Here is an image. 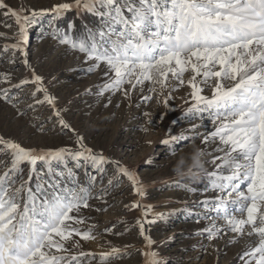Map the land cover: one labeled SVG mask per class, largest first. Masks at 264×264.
<instances>
[{
    "label": "snow or ice",
    "instance_id": "obj_1",
    "mask_svg": "<svg viewBox=\"0 0 264 264\" xmlns=\"http://www.w3.org/2000/svg\"><path fill=\"white\" fill-rule=\"evenodd\" d=\"M73 10L98 18L99 25L95 29L87 28L79 39L53 27V21ZM0 12L5 18H14L18 27L12 37L0 33L5 39L15 40V43L5 44L0 54L11 51L8 62L15 63V53L19 52L32 77L31 81L22 79L12 84L10 74L4 75L0 84L10 87L0 88V101L11 104L19 112L18 103L13 102L17 97L11 95V89H22L31 83L35 86L32 99L36 104L46 102L50 105L64 129H69L70 125L61 116L55 97L44 86L43 77L36 73L26 50L29 29L45 16H51L49 28L53 39L84 54L86 62H95L88 72L101 64L106 66V80L97 86L98 96L123 91L128 98L131 91L145 81L159 84L163 89L169 73L183 84L182 75L190 68L194 73L188 81L192 103L184 117L189 122L202 121L207 114L213 130L202 133L199 131L202 125L193 123L191 129L179 135L169 133L170 138L161 143L169 145L188 140V133H191L193 141L200 138L203 143L217 145L211 153L198 149L199 157H211L207 163L214 166L213 171H207L197 156H193V160L197 161L194 166L198 171L189 170L194 176H206L210 189L217 194L214 200L202 201L199 206L214 210L217 215L213 219H222L226 224L221 227L213 223L204 231L209 241L229 231L240 235L255 234L258 242L244 252L241 260L244 264H264V0H62L51 8L40 10L23 7L17 10L0 0ZM72 28L69 24L68 30ZM217 66L219 70H215ZM201 75L203 79L197 81ZM213 78L211 96L202 95L199 85ZM126 84L130 88L125 89ZM37 93H43L42 100L37 98ZM151 99V96L144 97L145 101ZM169 99L170 96L164 99L165 107ZM29 107L35 111L33 105ZM19 114L27 115L26 112ZM144 115L149 116V113ZM72 131L76 136L75 151L67 148L38 151L0 136V155L10 157V166L0 173V264H83L81 258H87L90 264L95 258L93 253L74 252L80 248L75 236L82 241L96 239L91 228L82 231L75 226L85 223L78 213L81 208L90 207V199H103L109 194V188L119 187L120 177L127 178L138 197L131 207L141 206L139 198L145 196V185L137 173L120 161L87 147L85 138L74 129ZM68 156L83 159L96 170V175L89 176L87 186L77 184L71 172L68 176L72 187L60 188L55 182H41L42 176L36 169L38 161L43 162L51 175L52 162L64 161ZM146 162L152 163L151 160ZM25 163L30 166L27 180L23 178L21 167ZM106 164L114 165L116 175L109 177L108 186L101 187L93 196L98 177L103 184L107 175ZM33 175L37 180L35 192L30 187ZM18 178L19 187L16 186ZM43 184H48L52 191L46 192ZM241 185H245L246 190H242ZM146 207L150 210L153 206ZM148 214L142 212V216ZM154 215L163 216L162 213ZM152 222L137 221L139 234L146 242L143 264H166L156 251H152L155 242L145 235V224ZM245 226L250 231L246 232ZM99 255L100 264H111V259H121L126 253L113 246Z\"/></svg>",
    "mask_w": 264,
    "mask_h": 264
},
{
    "label": "rangeland",
    "instance_id": "obj_2",
    "mask_svg": "<svg viewBox=\"0 0 264 264\" xmlns=\"http://www.w3.org/2000/svg\"><path fill=\"white\" fill-rule=\"evenodd\" d=\"M5 2L17 10L21 7L25 10H40L51 8L62 0ZM50 20L51 16H45L29 29L26 50L30 63L36 73L43 77L44 86L49 94L55 97L56 107L70 128L64 129L59 124L53 108L46 102L35 103L32 99L35 86L29 83L22 89H11V95L17 97L13 102L18 103L19 112L11 104L0 101V136L14 139L22 146L38 151L59 148L75 151L77 145L76 136L72 131L74 129L85 138L84 144L87 147L97 153H103L110 159L120 161L135 171L145 185V196L139 198V208L131 207L138 197L134 195L131 183L126 177H120L119 187L109 188V194L103 199H90V207L81 208L78 213L85 223L75 226L82 231L91 228L96 239L82 241L75 236L74 239L79 242L80 248L74 252H91L95 258L91 259L90 264H100L99 254L114 246L126 255L121 259H111V264H143L146 242L139 234L137 221L151 220L152 223L145 224V235L155 242L152 251H156L166 264H244L241 256L258 242L257 236L229 231L209 241L208 233L204 230L213 223L221 227H226V224L222 219H213L217 215L214 210L199 206L202 201L214 200L217 194L210 189L206 176L191 174L198 171L194 166L197 161L193 160V147L211 153L217 145L203 143L200 138L193 141L191 133H188V140L175 141L169 145L161 143L163 139L170 138L169 133L179 135L182 131L191 129L193 123L202 125L199 129L202 133L213 130L207 114L202 121L196 119L189 122L184 117L185 110L192 103V89L188 81L194 73L190 68L185 71L182 75L183 84L169 73L163 89L159 84L145 81L143 85H138L132 90L128 98H125L123 91L98 96L97 86L106 80V66L101 64L99 68L88 72L87 69L95 62H86L84 54L70 50L67 45H61L58 40L53 39L50 35ZM5 24L11 27H6ZM52 24L61 32H67L73 39H79L84 36L87 28L95 29L99 20L85 11L73 10ZM69 24L73 25L70 31ZM17 31L14 18H5L0 12V33L12 37ZM12 43H15V40L0 36V53L5 44ZM10 57L11 51L0 54V80L4 75L10 74L12 84H18L22 79L31 81L32 77L22 63V55L15 53V63L8 62ZM215 70H219V66ZM196 79L201 81L203 76ZM214 83L213 78L209 79L207 84H200L202 95L210 97ZM225 83L230 85L231 81ZM7 87L10 85L0 84V88ZM124 88L128 89L130 85L126 84ZM153 88L155 91H150ZM36 95L37 98L43 99V93ZM145 96H151L152 99L145 101ZM169 96L168 107H165L163 101ZM105 104L108 106L105 107ZM29 105H33L35 111ZM117 105L119 107H116ZM20 112H26L27 115L21 116ZM145 112L149 113V116H145ZM209 159L211 157L203 155L199 157V162L204 163L207 171L211 172L214 166L207 163ZM148 160L152 163L148 164ZM6 166H10V157L0 155V173ZM21 167L23 178L27 180L30 166L25 163ZM51 167L52 174L49 175L43 162L38 161L36 164V169L42 176L41 182H55L60 188L73 186L69 172L74 174V180L80 186H87L89 176L97 174L90 163L83 159H73L71 156L66 157L64 161H53ZM104 167L107 169V175L104 176L103 184L99 182L98 177L96 187L92 190L93 196L100 192L101 187L108 186L109 177L116 175L114 165L106 164ZM225 171L227 173V169ZM19 183L18 178L17 187ZM185 186L195 191H188ZM30 187L36 191L35 175ZM43 187L48 193L52 191L48 184H43ZM241 189L246 190V186L241 185ZM147 205L153 207L149 210ZM146 211L149 214L142 216V212ZM160 213L163 216L154 215ZM245 227L246 232L250 231L248 226ZM68 246L72 247L71 243ZM81 259L83 264H89L87 258Z\"/></svg>",
    "mask_w": 264,
    "mask_h": 264
},
{
    "label": "clouds",
    "instance_id": "obj_3",
    "mask_svg": "<svg viewBox=\"0 0 264 264\" xmlns=\"http://www.w3.org/2000/svg\"><path fill=\"white\" fill-rule=\"evenodd\" d=\"M193 155H194V156H197V159H199V156H198V149H195V147H193Z\"/></svg>",
    "mask_w": 264,
    "mask_h": 264
}]
</instances>
